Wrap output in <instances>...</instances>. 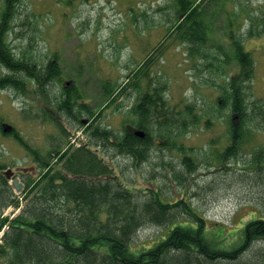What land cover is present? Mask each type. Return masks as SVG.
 Here are the masks:
<instances>
[{
    "label": "trees",
    "instance_id": "trees-1",
    "mask_svg": "<svg viewBox=\"0 0 264 264\" xmlns=\"http://www.w3.org/2000/svg\"><path fill=\"white\" fill-rule=\"evenodd\" d=\"M22 1L0 0V65L7 70V74L0 76V92L16 91L32 98L33 104L24 115L29 121L54 126L59 135L43 151L31 144L16 125L7 130L5 123H0V132L20 144L36 168L35 172L25 170L24 189L17 195L4 174L7 164L0 162L2 264H264V249L251 251L253 245L264 242L261 209L253 206L258 214L249 218L242 228L230 232L227 225L209 223L179 192L167 195L153 180L150 181L154 184H149L153 188L135 187L126 183L120 176L122 171L113 166L117 159L129 160L138 170L155 157L165 161L168 151L170 158H177L184 170L176 171L172 159L162 165L170 166L173 180L182 186L186 195L189 180L203 164L229 169L226 166L230 159L240 155L254 132L264 131V102L251 103L248 99L255 61L245 47L247 39L264 34V21L262 29L252 28L242 35L240 26L236 32L229 31L235 26L234 19L243 18L244 14V11L235 12L233 7L236 15L230 14L227 30L237 72L225 83L214 85L221 92L222 104L218 106L219 114L226 116L228 123L227 141L216 157L199 159L194 155L198 147L197 135L193 134L202 125L211 130L215 117H208L202 123L205 117L195 105L188 104L181 109V105L171 106L165 96L169 85L154 75L153 70L165 52L177 43L187 46L192 59H213L204 52L207 37L203 33L217 19L219 9L216 11L214 4H220V14L231 10L229 4L224 0H211L212 3L210 0H173L174 11L168 14L170 27L160 43L130 70L125 82L101 81L103 101L90 106L83 102L80 87L74 81L51 95L50 87L64 81L57 52L47 62L25 51L15 52L9 40ZM60 1L66 6L73 5V0ZM132 10L136 11V7L132 6ZM252 21L258 26L261 18L254 17ZM214 58L222 65L231 60L215 55ZM218 74L227 72L223 68ZM122 96L134 99L127 111L132 119L123 121V132L117 134L103 126L102 120L111 109L112 115L122 112V104L118 103ZM226 108L230 113L223 111ZM65 118L75 126L74 130L84 129L89 142L80 147L70 145L68 138L72 132ZM136 130L145 132V136H137ZM101 150L111 153L106 158L100 154ZM252 153L250 168L264 174V144ZM179 195L181 199H177ZM11 207L20 212L5 216ZM148 227L170 229V233L146 248L150 240L146 244V239L141 242L138 238L140 231Z\"/></svg>",
    "mask_w": 264,
    "mask_h": 264
},
{
    "label": "rangeland",
    "instance_id": "rangeland-1",
    "mask_svg": "<svg viewBox=\"0 0 264 264\" xmlns=\"http://www.w3.org/2000/svg\"><path fill=\"white\" fill-rule=\"evenodd\" d=\"M224 1L227 6L230 4L231 10L222 15L220 4L215 3L213 7L216 11L219 9L217 19L215 22L211 21L210 29L203 33V36L207 37L206 42L211 40L210 33H214L212 42L207 43L210 47L205 45L204 50L205 53L211 54L213 59H192L187 46L177 43L165 52L153 70L154 75H159L162 81L168 83L169 88L165 96L171 106L179 108L181 105V109L188 104L195 105L196 110L205 117L202 123H206L208 117H215L211 130H206L202 125L193 134L197 135L195 144L198 147L194 155L199 159L216 157L227 141L228 123L225 122L226 116L221 117L219 114L218 106L222 104V101H219L221 92L214 85L225 83L229 76L237 72L227 30L230 14L236 15L234 9L235 12L244 11V19L232 16L235 18V26L229 29L236 32L239 26L244 24V20H247L246 27L241 29L242 34L247 33L252 26L250 17L261 18L257 29H262L264 21V0ZM208 2L212 3L211 0ZM132 6L136 7V11L132 10ZM19 9L20 14L15 19L14 32L10 37L15 52L34 54L41 62H47L57 52L61 57V64L63 63L64 81L63 84L54 83L50 87L51 95L60 92L65 82L74 81L80 87L81 94L95 106L103 101L101 81L111 80L118 84L125 82L130 70L142 62L145 55L152 52L167 34V28L170 27L168 14L174 11V1L73 0V5L66 6L60 0H23ZM247 48L253 52L255 61L254 78L249 82L251 95L248 99L251 103L260 99L264 102V34L260 38L247 39ZM146 49L149 50L143 53ZM214 55L231 60H228V65H222L215 61ZM211 64L217 67L213 68ZM207 66L212 67L206 69ZM223 68L227 75L218 74ZM2 73L6 71L0 67V76ZM119 103H123L125 109L116 113L117 115H112L111 109L102 120L103 126L113 129L117 134L123 132V121L130 122L132 119L126 113L127 107L130 106L129 101L120 99ZM32 104V98L18 95L14 91H6L0 94V120L21 127L29 142L46 151L51 147L54 137L59 135V131L52 125L44 127L41 122H25L27 118H22L21 113L28 111ZM223 111L230 113L228 108ZM65 120L70 132H79L77 138L88 141L84 129L74 130L75 126L71 125L68 119ZM263 144L264 131L259 129L254 132L251 142L244 147L240 155L230 159L226 166L229 169L203 164L194 178L189 180L187 195L182 191V186L173 180L174 172L170 166L166 165L167 168H164L162 165L168 164L172 159L176 171L184 170L177 158H170L168 151L165 152L166 162L155 157L151 163L138 170H135L129 160L117 159L113 166L117 171H122L120 176L126 183L135 187L149 189L153 188L149 184L155 183L156 186H161L167 195H176V192H179L178 194L190 201L209 223L227 225L228 231L231 232L234 228H242L249 218L258 214L253 206L261 209L264 215V174L260 170L250 168L252 150ZM110 153L111 151L107 150L100 151V154L106 157ZM159 154L161 153L156 155L160 156ZM0 162L7 165L14 163L12 168L16 171L19 168H27L28 172H35V168L30 169L34 164L24 148L14 139L2 137L1 133ZM130 185H127V188L133 190ZM167 195L164 196L168 197ZM180 195L177 199H181ZM12 212L13 210H7L6 214L10 215ZM161 230L156 227L145 228L140 231L138 240L142 242L146 239V244L150 240L145 247L153 246L161 237L165 238L170 233V229L163 230L164 234L160 233ZM158 232L161 235L151 243V239L154 240ZM234 236L232 234L230 239L233 240ZM251 249H264V242L256 243Z\"/></svg>",
    "mask_w": 264,
    "mask_h": 264
},
{
    "label": "water",
    "instance_id": "water-1",
    "mask_svg": "<svg viewBox=\"0 0 264 264\" xmlns=\"http://www.w3.org/2000/svg\"><path fill=\"white\" fill-rule=\"evenodd\" d=\"M136 134H137L138 136H140V137H144V136H145L144 132H137ZM10 172H11V171L8 172V174H7L8 176H9ZM15 186H16V188H17L19 191L22 189V186L19 185V183H18L17 180L15 181Z\"/></svg>",
    "mask_w": 264,
    "mask_h": 264
},
{
    "label": "bare ground",
    "instance_id": "bare-ground-1",
    "mask_svg": "<svg viewBox=\"0 0 264 264\" xmlns=\"http://www.w3.org/2000/svg\"><path fill=\"white\" fill-rule=\"evenodd\" d=\"M63 64V63H62ZM119 93V92H118ZM119 97V96H118ZM126 102V101H125ZM119 105V104H118ZM128 106V105H127ZM117 112V111H116ZM117 115V114H116ZM92 119V118H91ZM40 160V159H39ZM37 176V175H36Z\"/></svg>",
    "mask_w": 264,
    "mask_h": 264
}]
</instances>
